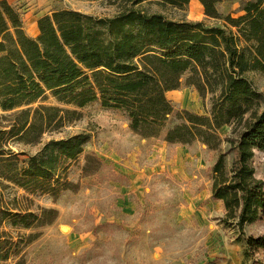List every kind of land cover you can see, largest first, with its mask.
Wrapping results in <instances>:
<instances>
[{
  "label": "trees",
  "instance_id": "1",
  "mask_svg": "<svg viewBox=\"0 0 264 264\" xmlns=\"http://www.w3.org/2000/svg\"><path fill=\"white\" fill-rule=\"evenodd\" d=\"M188 1L107 0L117 8L111 16L58 9L37 18V34L32 37L13 7L0 0V107H24L14 112L19 122L6 133L27 142L32 141L30 135L40 137L62 126L69 112L58 106H28L46 91L59 103L77 107L99 99L103 107L123 110L131 131L150 137L174 112L166 92L177 89L188 71L187 83L201 97L210 94L209 115L181 110L178 114L185 121L168 128L164 140L189 144L197 139L216 148L218 129L232 125L236 136L224 138L231 162L227 167L226 153L217 155L210 193L223 205L221 220L241 232L244 225L264 218V179L255 177L253 167L255 153L264 150V107L257 109L259 93L246 76L248 71L264 70V0L245 1L240 15L223 17L224 27L170 18L143 5L184 10ZM217 1L199 0L206 16L220 17ZM88 139L84 132L50 138L20 165L11 150L6 156L0 152V226L51 223L57 216L52 207L34 211L27 204L7 206L2 198L7 184L1 180L30 194L55 195L68 188V167ZM15 237L0 231L1 260L16 256L19 246L36 234ZM247 246L264 248V236H250Z\"/></svg>",
  "mask_w": 264,
  "mask_h": 264
},
{
  "label": "rangeland",
  "instance_id": "2",
  "mask_svg": "<svg viewBox=\"0 0 264 264\" xmlns=\"http://www.w3.org/2000/svg\"><path fill=\"white\" fill-rule=\"evenodd\" d=\"M58 1L52 9L67 8L93 16H111L117 10L107 0ZM245 1L218 0V18L206 16L199 0H189L184 10L155 3L143 5L170 18L201 20L205 25L224 27L223 17L240 15ZM23 28L29 36L37 34L31 26L23 24ZM189 75L184 72L179 87L166 92L174 112L158 134L150 137L131 131L125 112L103 107L99 99L77 107L59 103L46 91L43 98L28 106H58L69 112L62 126L45 131L40 137L30 135L32 141L27 142L20 135L6 133L19 122L14 112L24 107H0V152L6 156L11 150L18 165L50 138L89 134L66 172L68 188L57 194H30L1 180L7 184L2 190L7 206L27 204L34 211L37 207H52L57 216L40 227L0 226V231L14 239L18 233L36 234L33 240L19 246L16 256L0 259V264H14L19 259L21 264L264 263V248L247 246L250 236H264V218L244 225L240 232L221 220L223 205L210 193L211 168L217 155L226 153L227 167L231 162L232 153H227L224 138L236 136L231 132L232 125L218 129L220 142L216 148L197 139L189 144L164 140L168 128L185 121L178 114L181 110L209 115L210 94L201 97L187 83ZM246 76L259 93L260 110L264 107V70H251ZM253 167L255 177L264 179V150L255 153Z\"/></svg>",
  "mask_w": 264,
  "mask_h": 264
},
{
  "label": "crops",
  "instance_id": "3",
  "mask_svg": "<svg viewBox=\"0 0 264 264\" xmlns=\"http://www.w3.org/2000/svg\"><path fill=\"white\" fill-rule=\"evenodd\" d=\"M13 7L22 20V24L31 26L34 32L37 31L36 20L44 14H50L58 0H5ZM58 10V9H57ZM260 264V263H259ZM261 264H264L261 262Z\"/></svg>",
  "mask_w": 264,
  "mask_h": 264
}]
</instances>
